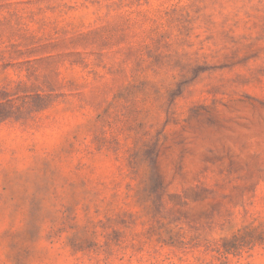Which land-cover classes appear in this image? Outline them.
Instances as JSON below:
<instances>
[{"label":"rangeland","instance_id":"374dc122","mask_svg":"<svg viewBox=\"0 0 264 264\" xmlns=\"http://www.w3.org/2000/svg\"><path fill=\"white\" fill-rule=\"evenodd\" d=\"M0 264H264V0H0Z\"/></svg>","mask_w":264,"mask_h":264}]
</instances>
